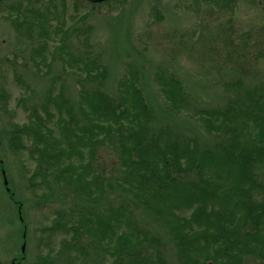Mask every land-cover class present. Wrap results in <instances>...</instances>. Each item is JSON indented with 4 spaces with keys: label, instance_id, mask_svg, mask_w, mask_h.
<instances>
[{
    "label": "trees",
    "instance_id": "trees-1",
    "mask_svg": "<svg viewBox=\"0 0 264 264\" xmlns=\"http://www.w3.org/2000/svg\"><path fill=\"white\" fill-rule=\"evenodd\" d=\"M164 1L149 7L153 20L162 21ZM188 1L218 20L222 46L250 49L252 37L239 41L234 27L239 0ZM126 2L18 0L3 10L32 43L35 73L49 80L40 99L27 86L15 99L14 109L31 101L30 112L7 130L34 205L54 204L36 226L33 263L264 264V80L236 70L245 59L231 70L220 64L229 75L216 80L217 101L206 102L158 63L150 81L160 99L151 105L143 66L127 61L112 78L93 44L91 17L107 10L115 22ZM8 98L1 86L4 113ZM23 221L10 223L14 241L26 242Z\"/></svg>",
    "mask_w": 264,
    "mask_h": 264
},
{
    "label": "rangeland",
    "instance_id": "rangeland-1",
    "mask_svg": "<svg viewBox=\"0 0 264 264\" xmlns=\"http://www.w3.org/2000/svg\"><path fill=\"white\" fill-rule=\"evenodd\" d=\"M15 1L18 0H3L0 8V87L7 90L9 96L5 105L7 113L0 109V261L2 264H34L33 253L40 250L36 226L38 222L47 219L54 209L50 206L52 203L48 202L41 207L34 205L33 196L18 175V157L9 149L7 130L10 122L21 124L27 120V113L30 112L31 101H23L14 109L15 99L24 94L26 86L34 100L40 99L49 80L42 77V74L39 76L35 73L33 62L28 57L32 43L15 29L6 10L3 11L8 4ZM158 1L127 0L120 10L119 18L111 23L107 22L112 18L105 9V12L101 11L97 16L91 17L94 25L93 44L110 66L112 78L124 70L127 61L136 63L139 68L143 66L142 70L146 73V77H142L141 81L144 94L147 95V102L154 106L160 98L151 84L150 77L158 63L177 72L185 85L196 93L200 100L206 102L217 101L221 88L216 84V80L229 75L218 68L220 64L229 65L227 67L231 70L235 60L245 59V66L235 65L236 70L246 73L253 82L264 80V0H239L233 14L237 39L240 41V34L249 33L252 37L250 49L243 45H238V48L231 45L222 46L218 20L210 18L209 15L205 16L203 11L196 14L192 9L188 10V0L164 1L163 6L159 5L162 21L153 20L149 7ZM175 2L185 5V11L174 9ZM105 15L106 21V17L102 19ZM203 23H207V28L210 29L202 28ZM115 34H118L120 43H113ZM213 36L216 39L210 40ZM122 44L127 47L121 52ZM245 54L247 58H243ZM56 69L59 71L58 67L53 66L50 77L57 72ZM70 92L71 96L76 92L73 84ZM178 121L184 122L181 117ZM6 185L15 191L17 198L14 202L6 194ZM54 203L55 206L59 205L57 201ZM20 218L24 219L21 224L25 225L28 234L26 242L12 239L16 232L11 229L10 223L14 220L22 221ZM53 241L54 239H51V242ZM9 244L12 245V252L7 250ZM26 251L28 259L24 261L21 254Z\"/></svg>",
    "mask_w": 264,
    "mask_h": 264
}]
</instances>
